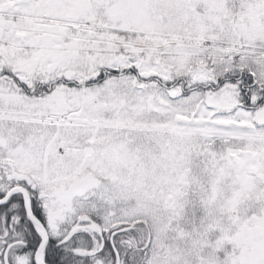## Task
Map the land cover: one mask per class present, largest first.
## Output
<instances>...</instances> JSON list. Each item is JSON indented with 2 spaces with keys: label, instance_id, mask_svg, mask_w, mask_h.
Wrapping results in <instances>:
<instances>
[{
  "label": "snow or ice",
  "instance_id": "6c2138e0",
  "mask_svg": "<svg viewBox=\"0 0 264 264\" xmlns=\"http://www.w3.org/2000/svg\"><path fill=\"white\" fill-rule=\"evenodd\" d=\"M0 264H264V0H0Z\"/></svg>",
  "mask_w": 264,
  "mask_h": 264
}]
</instances>
